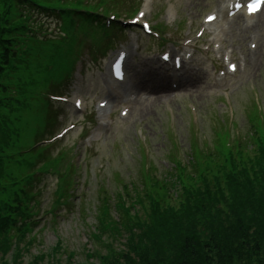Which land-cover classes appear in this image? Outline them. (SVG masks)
Instances as JSON below:
<instances>
[{
    "label": "rangeland",
    "instance_id": "374dc122",
    "mask_svg": "<svg viewBox=\"0 0 264 264\" xmlns=\"http://www.w3.org/2000/svg\"><path fill=\"white\" fill-rule=\"evenodd\" d=\"M195 1L128 2L146 5L144 20L152 28L159 27L163 37L162 40L147 37L138 29L135 33L130 30L114 33L119 40L127 39V88L136 90L130 100L112 101L106 90L108 62L116 52L113 49L117 42L105 57L97 54L93 60L82 54L81 76L66 82L61 90H66L67 102L75 99L83 102L81 111L77 112L70 103L52 105L56 116L52 135L69 125L75 126L53 150L56 154L62 149L77 168L71 177L72 199L69 207L61 208L56 217H43L34 230V241L30 240L32 245L29 243L27 251L21 252L20 264H28L36 256L44 257L39 264H53L56 260L61 264H98L97 258L86 256L96 247L90 236L96 225L100 197L113 199L122 185H139L145 167L151 168L160 179L170 181L171 187L175 184L174 162L179 160L186 165L190 161L194 141L201 149L218 150L225 126L231 139L234 136L250 139L251 131L257 126L253 102L264 114V10L252 29H245L243 19L236 18L224 26L222 33L218 30L219 41H214V33L203 30V19L224 0ZM200 30L203 34L199 37L196 34ZM132 34L135 37L131 38ZM186 48L190 57L179 70L186 84L177 90L167 87L166 93L152 94V87L161 80L168 83L173 77L172 66L162 65L160 55L183 54ZM226 53L231 54L230 62L236 64L233 74L226 73L223 62ZM102 99L108 101L103 122L96 112V105ZM21 106L30 107L24 115L19 114L18 128L26 126L29 120L36 125V116L42 114L44 103L22 99ZM125 108L127 111L122 115ZM34 134L32 131L31 137ZM36 186L41 190L42 207L50 210L57 201L53 195L57 189L56 176L41 175ZM177 189L171 187L172 198ZM57 245L62 248L58 253ZM13 253L9 252L7 257ZM70 253L73 256L69 259Z\"/></svg>",
    "mask_w": 264,
    "mask_h": 264
},
{
    "label": "trees",
    "instance_id": "16d2710c",
    "mask_svg": "<svg viewBox=\"0 0 264 264\" xmlns=\"http://www.w3.org/2000/svg\"><path fill=\"white\" fill-rule=\"evenodd\" d=\"M48 2L55 11L61 0ZM49 7L44 0H0V82L15 71L12 64H23L26 46L37 51L51 42H40L23 24L30 19L27 8ZM220 141L207 156L197 149L187 167L174 165L175 198L170 181L155 178L152 170L141 173L139 185H123L113 199L100 197L90 236L96 247L86 257L98 264H264V135L255 129L248 141ZM5 167L0 161V192L9 186L2 176L12 166ZM20 204V198L0 204V264H20L21 252L34 241L27 239L30 215ZM61 250L57 245L56 253ZM32 259L28 264L44 257Z\"/></svg>",
    "mask_w": 264,
    "mask_h": 264
},
{
    "label": "bare ground",
    "instance_id": "6f19581e",
    "mask_svg": "<svg viewBox=\"0 0 264 264\" xmlns=\"http://www.w3.org/2000/svg\"><path fill=\"white\" fill-rule=\"evenodd\" d=\"M202 1H205V0H196L195 2H202ZM224 7L221 6L220 8V17L218 19H216L215 21H213L212 25L211 26H218V25H221L223 23V15L225 13L224 11ZM181 79H185V77L181 76ZM182 81L178 80L177 81V85H180ZM141 84H143V82H140ZM186 84V83H185ZM170 86V81L168 83H166V80H161V83L158 85V86H155V87H152L150 89L151 93L152 94H158V93H166L167 92V87Z\"/></svg>",
    "mask_w": 264,
    "mask_h": 264
},
{
    "label": "snow or ice",
    "instance_id": "6c2138e0",
    "mask_svg": "<svg viewBox=\"0 0 264 264\" xmlns=\"http://www.w3.org/2000/svg\"><path fill=\"white\" fill-rule=\"evenodd\" d=\"M252 7H255L254 5ZM166 58V57H165Z\"/></svg>",
    "mask_w": 264,
    "mask_h": 264
}]
</instances>
